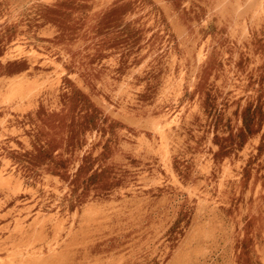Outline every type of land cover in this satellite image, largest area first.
<instances>
[{
	"label": "rangeland",
	"instance_id": "obj_1",
	"mask_svg": "<svg viewBox=\"0 0 264 264\" xmlns=\"http://www.w3.org/2000/svg\"><path fill=\"white\" fill-rule=\"evenodd\" d=\"M0 264H264V0H0Z\"/></svg>",
	"mask_w": 264,
	"mask_h": 264
}]
</instances>
